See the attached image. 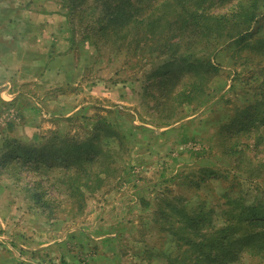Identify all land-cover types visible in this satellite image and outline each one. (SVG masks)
Segmentation results:
<instances>
[{
	"label": "rangeland",
	"instance_id": "374dc122",
	"mask_svg": "<svg viewBox=\"0 0 264 264\" xmlns=\"http://www.w3.org/2000/svg\"><path fill=\"white\" fill-rule=\"evenodd\" d=\"M71 16L66 0H0V41L18 43L45 23L53 29L46 43L54 29L73 39V59L64 58L61 41L49 78V59L31 53L28 40L1 49L0 264H264L254 241L264 233V208L252 213L264 207V58L254 49L264 20L243 51L241 42L214 50L222 70L204 103L169 110L156 88L169 75L156 74L170 56L96 47L84 38L85 21ZM170 71L184 76L188 68ZM96 126L118 131L124 145L97 132L111 165L80 172L90 180L75 194L80 211L60 183L69 175L47 165L54 164L47 147L64 137L81 145ZM7 141L36 147L47 164H14ZM223 243L229 255H221ZM202 252L214 262L204 263Z\"/></svg>",
	"mask_w": 264,
	"mask_h": 264
},
{
	"label": "trees",
	"instance_id": "16d2710c",
	"mask_svg": "<svg viewBox=\"0 0 264 264\" xmlns=\"http://www.w3.org/2000/svg\"><path fill=\"white\" fill-rule=\"evenodd\" d=\"M66 5L71 11V21L78 16L80 24L85 21L84 30L87 33L84 38L94 40L92 42L96 47L100 43L115 45L118 52L125 49L126 52L131 51L133 57H171L169 60L173 62H166L156 74V77L169 75L156 84V88L166 99L163 105L167 104L169 110L196 104L199 107L204 103L206 97L212 94V83L222 70L212 58L215 57L214 50L220 51L223 46L240 42L243 47L244 40L253 34V28L257 30L264 20V0H66ZM170 10L173 15L166 18V13ZM97 11L99 17L93 20ZM157 13L162 14L155 17ZM88 23L95 26L88 28ZM263 44L264 40H259L256 48L254 47L260 58H264ZM243 49L244 47L241 51ZM175 66H185L188 72L182 76L177 71L170 76V70ZM163 68L167 70L164 73ZM233 123L239 124V120ZM100 130L105 132V135L102 134L106 138L105 142L113 139L120 149L123 147L124 140L118 131L96 126L88 137L90 139L81 145L69 142L64 137L58 145L48 146L47 151L53 152V165L43 163L45 155L36 147L16 142L7 141L5 148L8 152L5 156L14 159V164L23 162L36 169L47 164L54 169H61L65 177L69 176L64 177L60 183L64 185L65 192L76 198L74 204L82 211L83 200L75 197V194L82 196L79 186L83 180H90L80 172L85 167L111 165V148L97 133ZM235 150L230 149L229 154H234ZM66 158L70 159L61 162ZM8 161L10 160H6ZM258 208L264 207L260 205L252 213L258 212ZM261 219L264 220V216ZM185 223L193 224L194 221L189 216ZM254 241L258 242V247L264 248V233L255 235ZM248 242L251 243L250 238ZM221 250L223 256L229 255L231 249L229 244L223 243ZM200 255L204 263L214 262L211 254L202 252ZM168 264L189 263L169 260Z\"/></svg>",
	"mask_w": 264,
	"mask_h": 264
},
{
	"label": "crops",
	"instance_id": "0c3cea01",
	"mask_svg": "<svg viewBox=\"0 0 264 264\" xmlns=\"http://www.w3.org/2000/svg\"><path fill=\"white\" fill-rule=\"evenodd\" d=\"M35 16H33V18H35V20H36L37 16L36 17ZM56 17H59L60 19H63V20L65 19V17H63L62 15H56ZM13 19L16 20V21H13V22H17L18 21L17 17H15ZM26 22H27V24L31 25V23H29L28 20ZM47 22H48V20H47ZM38 27H40V26H38ZM41 28H44V30H40V32H42V33L33 32L35 34H30L28 32H26V33L23 32L22 35L18 37V39H19L18 43L8 42L6 40H4L5 42L4 41H0V55H2L4 53L1 49H4L5 45H7L8 47H10V46L16 47L21 42L23 43L24 41L28 40L27 42L31 43V49L29 50L31 53L44 54L46 56V59H49L48 60L49 61V65L46 66L47 69L45 70V74H44V76H47L49 78L51 72L54 71V68H57L55 66L53 67L52 63L54 62V60L57 59L56 56L58 54V45L61 44V41L65 42V44H64L65 46H63L61 44V46H63L65 48V51L63 52L64 55H65L64 58L66 60H68L69 62L71 61V59H73V54H72L73 39L71 37H69L68 38L69 41H68L67 38H66V35H63V37L57 38L56 35L60 34L62 36V34L60 32H57L56 29H54L55 30V33H54L55 35L53 34V39L51 38V43H46V41H48V39H49L50 34L52 35L51 30H53V29H52L51 25H47L46 23H45V25L41 26ZM18 32H21V31H18ZM43 33L47 34V36H45V35L43 36ZM66 34L68 35V34H71V33L67 32ZM1 35H3V36L5 35V30H0V36ZM3 36H1V38ZM64 36H65V38H64ZM71 40H72V43H71ZM40 41H42L41 44H40ZM15 44H16V46H15ZM47 44H49V47L47 46ZM39 45L42 46V47H40ZM34 47H37V48H34ZM43 47L45 49H43ZM0 59H1V56H0ZM35 61L41 63L42 61H44V59L35 60ZM38 66H40V65H38Z\"/></svg>",
	"mask_w": 264,
	"mask_h": 264
}]
</instances>
